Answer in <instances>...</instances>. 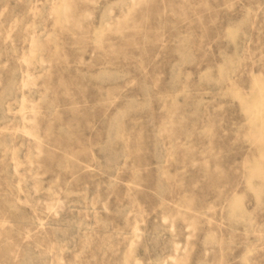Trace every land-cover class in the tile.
<instances>
[{
  "label": "rangeland",
  "instance_id": "1",
  "mask_svg": "<svg viewBox=\"0 0 264 264\" xmlns=\"http://www.w3.org/2000/svg\"><path fill=\"white\" fill-rule=\"evenodd\" d=\"M0 264H264V0H0Z\"/></svg>",
  "mask_w": 264,
  "mask_h": 264
}]
</instances>
